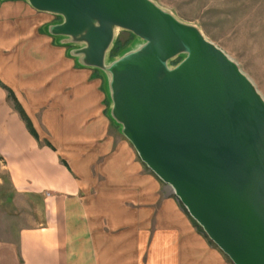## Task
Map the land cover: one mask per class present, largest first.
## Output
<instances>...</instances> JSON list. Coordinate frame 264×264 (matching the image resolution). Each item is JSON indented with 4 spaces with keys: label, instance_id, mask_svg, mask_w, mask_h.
<instances>
[{
    "label": "crops",
    "instance_id": "crops-1",
    "mask_svg": "<svg viewBox=\"0 0 264 264\" xmlns=\"http://www.w3.org/2000/svg\"><path fill=\"white\" fill-rule=\"evenodd\" d=\"M51 13L0 0V162L34 218L0 264H233L110 115L104 73L48 32Z\"/></svg>",
    "mask_w": 264,
    "mask_h": 264
},
{
    "label": "water",
    "instance_id": "water-1",
    "mask_svg": "<svg viewBox=\"0 0 264 264\" xmlns=\"http://www.w3.org/2000/svg\"><path fill=\"white\" fill-rule=\"evenodd\" d=\"M26 1L104 73L121 133L207 236L233 264H264V99L238 65L152 0ZM118 29L138 40L110 58Z\"/></svg>",
    "mask_w": 264,
    "mask_h": 264
},
{
    "label": "rangeland",
    "instance_id": "rangeland-1",
    "mask_svg": "<svg viewBox=\"0 0 264 264\" xmlns=\"http://www.w3.org/2000/svg\"><path fill=\"white\" fill-rule=\"evenodd\" d=\"M152 1L179 20L197 26L238 65L264 99V0ZM137 40L129 31L118 29L115 42L120 48L115 57ZM32 218L23 202H14L8 173L0 162V240L12 239L20 227L33 226Z\"/></svg>",
    "mask_w": 264,
    "mask_h": 264
},
{
    "label": "trees",
    "instance_id": "trees-1",
    "mask_svg": "<svg viewBox=\"0 0 264 264\" xmlns=\"http://www.w3.org/2000/svg\"><path fill=\"white\" fill-rule=\"evenodd\" d=\"M119 48H120V46H118V43L116 44V42H115L114 45H113V47H112V49H111L110 56L111 57H114L116 55L117 51L119 52ZM181 58H182V56H179L176 59H174L171 63L174 64V63L178 62ZM0 85L4 89H6L8 99H10L13 102V106H14L15 110L18 112V114L20 115V117L22 118V120L25 122L28 130L35 136V132H34L32 126H31V123H30V120H29L28 116L24 112V110L21 107V105L19 104V102L16 100V98H15L14 94L12 93V91L10 89H8L6 86H4L1 83V81H0ZM200 228H201V226H200Z\"/></svg>",
    "mask_w": 264,
    "mask_h": 264
}]
</instances>
